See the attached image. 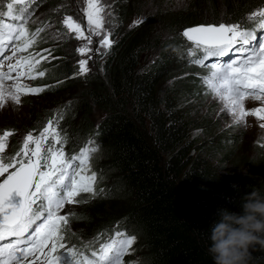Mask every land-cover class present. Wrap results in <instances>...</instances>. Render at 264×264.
I'll use <instances>...</instances> for the list:
<instances>
[{"label": "trees", "instance_id": "16d2710c", "mask_svg": "<svg viewBox=\"0 0 264 264\" xmlns=\"http://www.w3.org/2000/svg\"><path fill=\"white\" fill-rule=\"evenodd\" d=\"M137 2L113 0L118 26L112 38L116 43L104 59L89 63L91 71L86 77L70 78L77 71V64L74 54L65 51L67 42L50 46L38 43V52L51 50L50 56L43 53L49 58L41 62V67L48 71L38 82L42 86L63 81L45 92L55 94L58 100L72 101L71 106L64 108L60 122L69 141L74 138L78 144L94 137L100 146L92 165L99 170L107 167L105 172L112 174L114 181L103 194L104 202L114 200L122 205L116 214L122 220L118 226H127L137 236L144 248L145 264H213L207 246L219 210L241 212L245 194L253 188L264 191L263 176L252 175L250 167L240 178L221 170L219 161L223 157L238 160L234 154L239 132L231 134L229 128L194 114L181 104L192 93H205L196 74H205L206 70L180 58L185 45L180 31L202 22L195 16L202 4L215 3L193 0V8L187 13L189 8L173 11L163 6L167 0H155L152 15H159L161 31L168 34L162 38L160 31L152 36L150 16L129 29ZM225 4L227 15L236 18L240 17L239 10H252L264 0H225ZM57 15L54 10H46L40 22H52ZM244 24L251 26L248 21ZM34 25L30 30L41 23ZM156 47L157 57L146 63L149 51ZM175 72L181 78L168 86L166 81ZM68 93L71 95L66 97ZM94 109L102 115L97 123L89 118ZM36 121L31 129L43 125L41 116ZM195 128L201 129L203 138L192 136ZM66 145H70L68 151L74 148L71 142ZM87 214L83 216L101 221L93 226L94 236L104 233V237L118 227L112 214H107L104 221L101 216L91 218ZM249 252L247 264H264V247L256 245Z\"/></svg>", "mask_w": 264, "mask_h": 264}, {"label": "snow or ice", "instance_id": "6c2138e0", "mask_svg": "<svg viewBox=\"0 0 264 264\" xmlns=\"http://www.w3.org/2000/svg\"><path fill=\"white\" fill-rule=\"evenodd\" d=\"M82 2L85 6L80 11L86 23L72 15H65L61 22L65 34L80 42L77 71L70 78L86 77L93 56L108 55L116 43L112 37L118 24L112 5L107 0ZM37 3L0 0V109L9 102L18 106L22 96L39 95L63 83L32 86L26 82L45 77L48 70L41 62L51 55L50 49L43 50L49 56L34 51L43 39L41 33L52 27L39 22L41 26L30 30V24L38 23L33 19ZM146 19H134L129 29ZM245 19L251 26L221 21L185 27L180 33L185 40L180 58L206 70L196 74L204 94L220 102V111L231 118L233 126H247V118L255 117L264 129V4L246 13ZM247 100L259 106L248 109ZM71 104L68 101L53 109V116L38 132L28 131L12 155L6 149L14 130L0 131V264H125V255L133 251L137 237L118 227L106 239L101 233L84 245L88 253L64 242L75 215L63 212L66 205L86 204L105 193L104 188H97L103 177L92 166L100 151L95 138L89 137L78 151H65L69 138L60 122L64 108ZM83 194L90 199H82ZM92 243L98 247L92 248Z\"/></svg>", "mask_w": 264, "mask_h": 264}, {"label": "rangeland", "instance_id": "374dc122", "mask_svg": "<svg viewBox=\"0 0 264 264\" xmlns=\"http://www.w3.org/2000/svg\"><path fill=\"white\" fill-rule=\"evenodd\" d=\"M137 1V8H134L135 19L141 17L148 18L150 16L153 22V24L151 25L152 36L156 35L160 31V37H167L166 35L168 34H165L164 31H161V25L159 26L158 24L159 19L157 17L159 15H152L153 11L155 10V7L153 5L155 0ZM192 1L193 0H167V2L163 4V6L168 7L173 11L179 10L180 8H189V10L186 11L187 13H189L193 8V4H190V2L192 3ZM107 2L111 4L113 0H107ZM214 3V5L202 4L201 10H199V12H195L196 20H202L201 23H219L221 21L229 23L240 21L242 23H245L247 22V20L245 19L246 13H249L255 8H257L255 7L249 11L239 10L241 12V14H239L240 17L233 18L227 15L229 10L226 7L225 0H214ZM84 6L85 5L83 4L82 0H38V3L34 6L33 9V19L38 20V23L42 20V17L46 13V10L58 9V11H55V14L58 15L53 19L52 22H49L52 27L47 28L42 33L43 39L41 40V42H39L40 46H50V44L65 41L67 42L65 51H68L69 54H74L73 61H75L77 64V61L80 59V56L77 54L76 48L80 46V42L77 41L74 37L65 34L61 22L65 15H72L74 19H77L81 23H86V19L83 17L80 11V9ZM59 9L62 10L60 11ZM113 31H115V29H113ZM56 32H60L61 35L59 37H56L54 35ZM170 34L171 33H169V35ZM157 50L158 49L156 47L154 50L149 51L150 53L147 55L146 63L149 64L155 60L158 54ZM34 51L38 52L37 49H35ZM104 58L105 56L101 57L100 54H96L93 56L92 60L89 61V63L91 62L92 64H95L96 62H99L101 59ZM182 68L185 70L189 67ZM178 77L181 78V74L175 72V75L171 76L166 81V84L168 86H171L173 83L169 84V81L178 80ZM26 82L30 83L32 86L38 85L37 80ZM67 95L68 96L66 97H69L71 94L68 93ZM55 97L56 95H51L50 92H44L39 95L22 96L20 105L17 106L14 105L12 102H9L4 108L0 109V131H3L5 129L14 130V135L11 136L8 141V148L6 149L7 155H12L18 150L22 143L24 135L28 131L33 130L31 128L33 125H35V122H37L36 120L39 116H41V120L43 121L44 125L46 120L49 117L53 116L52 110L61 107L62 104L66 103L69 100V98L58 100ZM181 104H183V106H187V108L194 114L199 113L201 115H204L208 120H212V122H214L215 124L223 128H229L228 132L231 134L239 132V141L235 145V147L237 148L234 154V156L238 157V160L233 161L232 159H228V157L225 159L223 157V159L219 161L221 163L220 167L222 171L231 174L235 178H240L243 174L246 173L248 167H250L252 175L260 173L264 178V129L259 128L258 122L255 117L247 118V126H233L231 118L226 113L220 111L222 107L220 102L213 99L210 95H205L204 93H192L191 97H185L181 101ZM245 106L248 109L258 107L259 102L247 100L245 102ZM101 116L102 115L100 110L94 109L93 112L89 115V118L91 121L94 120L97 123L99 117ZM43 125H41L37 129V132L42 128ZM60 127L63 129V126L61 124ZM192 136L198 139L203 138L201 129L195 128L192 131ZM88 139L89 138L85 139L84 141L81 140V143L78 144L75 142L76 139H70L69 142H71L74 148L68 151L67 149L70 147V145H65V151L69 154H71L73 151H78L79 148L83 146ZM92 166L93 169L97 171L100 176L103 177L102 181L97 184V188H104L105 191H107V189H111L114 184L112 178L113 175L110 173H106L107 171L105 172V168L107 167L102 166L99 170L96 169L94 165ZM260 174L259 176H261ZM111 181L113 184L110 185ZM82 199L88 200L90 198L87 196V194H83ZM104 201L105 198L102 194L101 196H98L95 199H91L90 202L86 204L66 205L65 209L63 210L64 213L69 211L75 213V215L70 220L69 224V231H71V233L73 234V238L75 236L76 239H79L89 244L90 242L94 241L97 237L93 235L92 229L94 228L93 226H95L96 221H101L99 220V218H96L94 220L90 219L87 216H83L87 212V215H90L91 218L94 216H101V220L103 219V221L105 220L104 218L112 214L115 216L113 222L117 223L119 221V224L122 223L120 216H116L118 211L122 210V205H120L119 202H116L114 200H107L106 203ZM118 230L126 231L128 234H132L131 230H129L127 226H118ZM112 232L113 231L106 232L105 236L102 237V239H106L107 236L110 235ZM92 247H98V243H92ZM145 258L146 256L144 253L143 245L139 240H136L133 245V251L129 254H126L124 260L125 264H132V262H138V264H145Z\"/></svg>", "mask_w": 264, "mask_h": 264}, {"label": "clouds", "instance_id": "9594fccd", "mask_svg": "<svg viewBox=\"0 0 264 264\" xmlns=\"http://www.w3.org/2000/svg\"><path fill=\"white\" fill-rule=\"evenodd\" d=\"M241 207V212L219 210L207 246L213 264H247L249 249L256 245L264 247V191L253 188L242 198ZM64 242L86 253L90 251L84 247L88 243L73 238L69 230Z\"/></svg>", "mask_w": 264, "mask_h": 264}, {"label": "water", "instance_id": "95a60500", "mask_svg": "<svg viewBox=\"0 0 264 264\" xmlns=\"http://www.w3.org/2000/svg\"><path fill=\"white\" fill-rule=\"evenodd\" d=\"M188 27V26H187ZM185 27H183L182 29H181V31L180 32H182V30L184 29Z\"/></svg>", "mask_w": 264, "mask_h": 264}]
</instances>
